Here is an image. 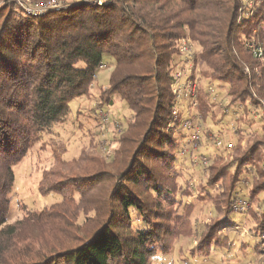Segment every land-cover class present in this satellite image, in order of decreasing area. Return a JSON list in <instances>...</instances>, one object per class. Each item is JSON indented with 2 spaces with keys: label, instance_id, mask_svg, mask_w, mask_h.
Instances as JSON below:
<instances>
[{
  "label": "trees",
  "instance_id": "16d2710c",
  "mask_svg": "<svg viewBox=\"0 0 264 264\" xmlns=\"http://www.w3.org/2000/svg\"><path fill=\"white\" fill-rule=\"evenodd\" d=\"M68 1L35 14L17 0H0V264H152L193 236L186 263H214L213 251L235 247L263 259L264 120L249 104L264 103V61L246 42L264 45V3L240 15L243 0ZM186 35L201 46L198 111L201 137L214 145L209 156L202 148L186 151L185 106L169 126L177 41ZM108 66L89 115L110 112L116 96L127 104L129 116L116 122L118 146L109 161L92 143L65 160L56 127L71 121L73 100L94 96L98 72ZM214 81L227 85L221 105L206 90ZM230 107L241 114L226 163L213 139L222 132L217 115L226 119L222 108ZM40 143L54 151L39 192L62 199L43 208L23 204L24 215L8 222L14 166ZM195 155L208 163L197 164ZM192 164L206 171L199 185L188 179ZM240 199L250 208L237 210ZM208 208L213 215L197 225L196 212Z\"/></svg>",
  "mask_w": 264,
  "mask_h": 264
},
{
  "label": "rangeland",
  "instance_id": "374dc122",
  "mask_svg": "<svg viewBox=\"0 0 264 264\" xmlns=\"http://www.w3.org/2000/svg\"><path fill=\"white\" fill-rule=\"evenodd\" d=\"M1 3V2H0ZM257 5L263 4L264 0H259L256 2ZM244 4V1H243ZM240 15L243 13L239 11ZM241 16H239L240 18ZM190 36V35H186ZM191 37V36H190ZM192 40H194L191 37ZM198 41H195L196 44ZM199 45V44H198ZM197 47V46H196ZM198 48V47H197ZM199 49L201 46L199 45ZM111 56L107 55V63H110ZM201 71L203 68V63L200 60L199 62ZM111 66L101 68L98 72V79L95 82L93 87L92 98H78L71 102L72 108V117L71 121L63 126H57L56 131L58 132L57 142L63 143L66 148L63 152V158L65 160L71 161L76 158L82 147L90 146L91 143L94 146L95 154L100 155L106 158L108 161L111 160L114 153V149L118 146V138L122 128L116 126L117 121L125 120V117L129 116L130 109L127 104L121 100L119 97H115L113 105L107 106L110 112L106 111V114H110L111 121H104L100 115L93 113L91 115V108L97 105L98 95H99V86L106 85L109 80V75L111 72ZM214 88L215 93L220 97V94H224L227 89V85H222L217 81L210 82L209 84ZM221 100V97H220ZM231 113L238 111L236 108H229ZM81 111L80 114L77 113ZM238 115L241 112L238 111ZM186 116L184 113L183 117ZM98 117V118H97ZM228 115L226 116V118ZM257 123V122H256ZM182 134H189V131L186 128L181 129ZM202 147L200 145L199 149L205 151L207 150V155L210 151L214 150V145L211 143L212 139H206L202 135ZM47 139V138H46ZM190 148V147H189ZM188 147L186 148L188 152ZM54 149L49 144L40 143L35 146L33 151L27 155L20 163L14 166L16 173V182L13 188V191L10 196V211L8 215V222H13L16 219L21 218L25 209L23 204H27L28 208H43L49 206L55 202H58L62 199V196L58 193L52 192L47 195H42L39 192V181L42 177L41 170L47 167H50L53 163V153ZM186 152V153H187ZM233 151L230 153L223 154V161L230 162L233 159ZM209 156V155H208ZM191 166L193 171L192 174L188 177L189 181H193L196 185H199L206 177V171L200 167ZM192 198H189V202ZM197 215V225L203 223V221H208L209 218L213 215L211 209H207L206 212L198 211ZM234 219L240 221L241 216L234 214ZM226 234V231H224ZM224 234V235H225ZM242 238H249V226H245L243 230ZM196 236H193L192 239L188 237H182L177 240L175 243L174 251L171 254L166 256H161L158 259H153L152 264H264V258L261 259L260 256H245L240 250L236 252V247L232 250L225 252L223 249H218L213 251L212 255L214 257L213 262H207L205 258L199 257L198 259H190L188 263L184 259L189 255V249L191 244L195 242Z\"/></svg>",
  "mask_w": 264,
  "mask_h": 264
},
{
  "label": "built area",
  "instance_id": "2783aa9c",
  "mask_svg": "<svg viewBox=\"0 0 264 264\" xmlns=\"http://www.w3.org/2000/svg\"><path fill=\"white\" fill-rule=\"evenodd\" d=\"M20 8L24 9L28 13H46L52 9L63 8L69 5L68 0H47L41 2H33L31 0H17ZM94 4L102 5L107 0H86ZM244 6L241 8V12L245 9L253 10L254 7L258 6L256 0H243ZM250 10V11H251ZM243 15V13H242ZM242 19V16L240 17ZM198 43V42H197ZM199 44V43H198ZM192 40L190 36H184L177 41L178 48V60L176 69L173 72V81L171 84L172 91L175 95V103L171 115V121L169 126L178 120L182 106H185L184 112L186 116L183 117V127L190 130V149L197 150L200 147L201 139V122L202 116L198 111L199 107V88L202 82V71L200 67L199 58V45ZM198 48H197V47ZM246 47L250 50L255 58L264 61V45L256 40L250 39L246 42ZM206 90L213 102L221 105L220 97L215 93L214 88L210 85H206ZM250 112L255 119L264 120V103L259 106L250 103ZM222 110L228 117L223 119L221 114L217 115V119L221 123L222 132L218 133L214 140L216 147L221 149L225 153H230L234 149L235 139L237 137V120L239 115L236 112L230 111L229 108ZM100 117L104 121L110 120V115L106 112L99 113ZM194 160L197 164L205 165L208 163L206 157L194 156ZM193 183V181H190ZM247 184V181H244ZM244 192V189H241ZM250 203L245 199H240L236 205V209H249Z\"/></svg>",
  "mask_w": 264,
  "mask_h": 264
}]
</instances>
